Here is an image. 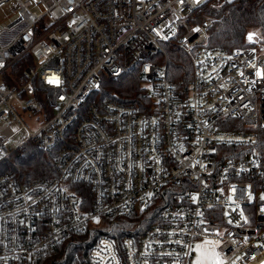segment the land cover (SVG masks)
<instances>
[{"label": "built area", "instance_id": "2783aa9c", "mask_svg": "<svg viewBox=\"0 0 264 264\" xmlns=\"http://www.w3.org/2000/svg\"><path fill=\"white\" fill-rule=\"evenodd\" d=\"M205 6L0 0V164L30 142L56 153L50 178L0 168V264L56 249L57 264H191L196 238L218 242L223 264H264V37L209 46L212 18L189 19ZM170 48L189 59L185 86ZM128 71L148 97L105 98L102 82ZM22 113L46 119L31 130ZM17 123L29 134L9 148Z\"/></svg>", "mask_w": 264, "mask_h": 264}, {"label": "trees", "instance_id": "16d2710c", "mask_svg": "<svg viewBox=\"0 0 264 264\" xmlns=\"http://www.w3.org/2000/svg\"><path fill=\"white\" fill-rule=\"evenodd\" d=\"M212 18L209 29V46L233 49L247 45L245 33L253 28L264 34V0H225L219 6H205L191 14V22H201L205 18ZM168 56L169 77L177 86L187 83L189 76V59L185 53L177 48H170ZM185 80V81H184ZM100 90L105 98L139 103L143 97H148L146 89L133 71L115 79L102 82ZM222 127L230 130H243L239 118L228 117L221 123ZM258 139L252 151L264 155V128H254ZM56 153L45 150L34 143H28L13 152L11 159L5 162L8 170L18 182H30L37 179L50 178L56 174ZM1 163V164H2ZM62 251L56 249L45 255L34 264H57Z\"/></svg>", "mask_w": 264, "mask_h": 264}, {"label": "rangeland", "instance_id": "374dc122", "mask_svg": "<svg viewBox=\"0 0 264 264\" xmlns=\"http://www.w3.org/2000/svg\"><path fill=\"white\" fill-rule=\"evenodd\" d=\"M216 1V6L221 5L225 0H215ZM248 32H253V33H258L260 36L264 37V34L261 33L259 30L250 28L246 31L245 33V41H246V34H248ZM23 115V121L24 123L27 125V127L31 130H35L38 127H40L41 124H43V122L45 121V116H43L41 113L38 114H31L28 115L27 113H22ZM14 129L16 130L15 136L12 138V141L9 145V148H15L17 147L21 142H23L27 136H28V129L24 128L21 123H17L14 126ZM4 166V164H0V168H2ZM257 195L259 197H264V193L258 191ZM206 241H212L215 244V252L219 254V258L221 261H223V256L221 254V252L219 251V243L214 241V240H210V239H206V238H196L193 241V254L191 256V264H195L196 260L200 257L201 252H207L210 253L213 249V244H207ZM197 246H200V250L197 251Z\"/></svg>", "mask_w": 264, "mask_h": 264}, {"label": "snow or ice", "instance_id": "6c2138e0", "mask_svg": "<svg viewBox=\"0 0 264 264\" xmlns=\"http://www.w3.org/2000/svg\"><path fill=\"white\" fill-rule=\"evenodd\" d=\"M199 2V0H197ZM252 35H249V40L252 39ZM49 83H58L56 80H49ZM195 199V198H194ZM207 244H213V249L210 253L201 252L200 257L196 260L195 264H223V261L220 260L219 254L215 252V244L212 241H206ZM197 251L200 250V246H197Z\"/></svg>", "mask_w": 264, "mask_h": 264}]
</instances>
